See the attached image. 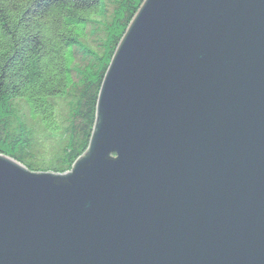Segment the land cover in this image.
<instances>
[{
	"label": "water",
	"instance_id": "1",
	"mask_svg": "<svg viewBox=\"0 0 264 264\" xmlns=\"http://www.w3.org/2000/svg\"><path fill=\"white\" fill-rule=\"evenodd\" d=\"M0 264H264V0H144L72 168L0 153Z\"/></svg>",
	"mask_w": 264,
	"mask_h": 264
},
{
	"label": "trees",
	"instance_id": "2",
	"mask_svg": "<svg viewBox=\"0 0 264 264\" xmlns=\"http://www.w3.org/2000/svg\"><path fill=\"white\" fill-rule=\"evenodd\" d=\"M144 0H0V153L29 170L49 172L32 162L31 133L14 123L12 104L22 102L45 127L56 124L55 100L74 97L70 135L55 173L69 171L87 150L102 82L127 28ZM103 52L83 44L96 18H105ZM89 62L78 66V56ZM87 57V58H86ZM51 172V171H50Z\"/></svg>",
	"mask_w": 264,
	"mask_h": 264
},
{
	"label": "rangeland",
	"instance_id": "3",
	"mask_svg": "<svg viewBox=\"0 0 264 264\" xmlns=\"http://www.w3.org/2000/svg\"><path fill=\"white\" fill-rule=\"evenodd\" d=\"M113 11L114 5L111 4L108 6L106 17L96 18L95 22L89 26L87 37L83 41L86 47L99 53L103 52V48L106 46L105 42L109 37L105 24L112 20ZM84 57L79 54L77 59L78 66L84 67L89 62ZM72 95L55 100L57 127L52 130L45 127L38 119L32 118L27 107L19 100L12 104L14 123L19 124V122H22L31 133L33 142L32 162L39 167H45L46 170L51 172H54L57 157L62 153V149H64L69 141V126L72 120V105L74 101Z\"/></svg>",
	"mask_w": 264,
	"mask_h": 264
}]
</instances>
